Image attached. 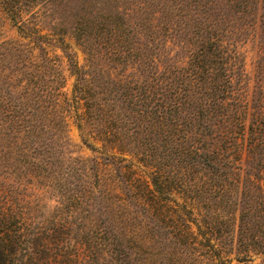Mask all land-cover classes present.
Here are the masks:
<instances>
[{"label":"trees","instance_id":"trees-1","mask_svg":"<svg viewBox=\"0 0 264 264\" xmlns=\"http://www.w3.org/2000/svg\"><path fill=\"white\" fill-rule=\"evenodd\" d=\"M152 5L140 1L132 18L95 23L97 44L84 40L89 67L67 54L79 128L102 141L100 157H73L63 117L49 112L52 81L37 76L36 63L17 46L12 62H0V156L9 150L17 159L16 175L0 180V264H128L141 249L137 236L160 231L171 249L204 246L215 264L232 261L223 250H235L238 263L252 253L264 262V78L249 98L235 35L257 28L264 36V0ZM46 39L32 37L49 67ZM107 40V58L122 74L100 67ZM130 64L143 83L125 75ZM133 150L155 169L139 174L144 163L126 155ZM30 175L58 195L53 208L25 198L33 187L20 181ZM191 201L201 206L198 219ZM232 212L233 238L218 218Z\"/></svg>","mask_w":264,"mask_h":264},{"label":"rangeland","instance_id":"rangeland-1","mask_svg":"<svg viewBox=\"0 0 264 264\" xmlns=\"http://www.w3.org/2000/svg\"><path fill=\"white\" fill-rule=\"evenodd\" d=\"M140 1L153 2L154 5L152 6L158 8V5L164 0H11L9 4L0 0V62H4V59L12 62L13 56L10 55L15 54L14 48L17 46L20 49L17 52L25 55L27 62L36 63L37 76L46 81H52V89L48 93L53 97V102L49 112H55L56 115L63 117L65 123L64 137L69 142L73 157H100L106 148L101 140L94 137L91 131H87L86 127L83 130L79 128L77 113H81L83 108L74 98L76 76L72 71L67 54L73 55L80 67H89L95 61L92 52L84 42L91 40L92 45L97 44L98 39L96 38L100 36L95 28V23L100 21V23L106 24L112 20L117 22L121 16H124V13L127 17L132 18L131 10L137 8ZM138 11L141 12L140 8ZM36 35L47 38L44 40L43 46L49 55V67L44 65L38 44L32 40V37ZM235 35L239 37L238 50L245 58L246 91L250 98L254 85L258 83L260 78H264V72L260 70L261 65L264 64V36L257 28L254 31L252 29L248 37L237 32ZM103 36L101 38L105 39V35ZM108 41L104 49V57L98 59L100 67L102 65L107 72L113 75L122 74L124 71L116 68L107 58ZM132 65L127 67L125 75L134 76L139 83H143V75L131 71ZM3 71L5 69L2 68L1 75ZM105 98L107 97H98L102 102ZM88 143L94 144L95 148L92 149ZM109 147L110 150L118 152L116 148ZM2 149L4 148L0 149V153ZM5 149L7 148L5 147ZM133 151L135 152H128L126 155L133 158L137 165L139 161L144 163V166L138 165L137 172L139 174L144 175V172L148 173L155 169L157 166L155 162L148 161L140 150ZM5 152H8L5 153V158L0 156V180L10 181L16 175V172L13 171L17 168V159L9 150ZM101 171L107 173L103 168ZM20 182L23 185L33 187L34 192L25 193V198L31 199L38 195L44 203L46 202L48 209L56 205L58 195L51 192L45 187L48 185L41 183L33 175L23 178ZM172 197L182 203L186 196L182 193H175ZM192 202H188V208L193 210L192 216L198 219L200 218L198 212L201 213L202 210L201 206ZM221 217L230 227L228 237H235L236 213L232 212L229 215L222 213V215H218V218ZM191 230L197 234V229L193 224ZM143 237L137 236L140 240L141 249L134 257L130 253L129 262L131 263L128 262V264H215L207 258L204 246L198 245L197 248L190 249L189 252L185 250V253L177 252L171 249L170 244L165 240L164 231H160L155 236L148 234L143 235ZM218 237L220 236L214 234L209 237L216 248H220ZM235 255V250L222 251L224 258L232 259L226 264H264L261 257L255 253H252L251 261L242 263H238L234 259Z\"/></svg>","mask_w":264,"mask_h":264}]
</instances>
